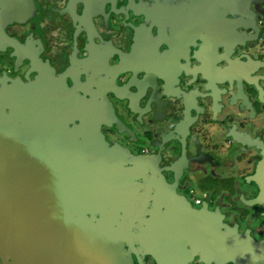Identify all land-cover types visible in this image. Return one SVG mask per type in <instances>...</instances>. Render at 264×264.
<instances>
[{
	"label": "flooded vegetation",
	"instance_id": "flooded-vegetation-1",
	"mask_svg": "<svg viewBox=\"0 0 264 264\" xmlns=\"http://www.w3.org/2000/svg\"><path fill=\"white\" fill-rule=\"evenodd\" d=\"M32 5L18 17V0H0L4 168L8 149L18 148L4 121L14 104L18 111L65 112L74 101L92 123L27 125L34 141L68 152L48 162L80 178L82 209L145 210L143 220L107 228L104 241L120 239L132 264H262L264 0ZM153 179L163 184L161 193L187 203V212L175 214L172 202L153 203ZM123 194L146 201H113ZM156 206L159 219L151 218ZM211 214L221 225L217 238ZM227 228L247 253L258 245L256 259L231 258Z\"/></svg>",
	"mask_w": 264,
	"mask_h": 264
},
{
	"label": "water",
	"instance_id": "water-1",
	"mask_svg": "<svg viewBox=\"0 0 264 264\" xmlns=\"http://www.w3.org/2000/svg\"><path fill=\"white\" fill-rule=\"evenodd\" d=\"M33 0H18V17L27 16ZM73 101V100H72ZM63 111L25 109L18 111V102L4 117L8 138L18 140V148L8 149L6 169L0 163V259L2 264H132L123 243L118 240L104 241L111 233L107 228H125L130 220L146 218L144 209H82V200L76 193L80 178L64 175V164L48 162L49 156L66 155L68 152L55 146L36 142L31 135L33 123L84 122L92 123L91 113H83L75 107ZM53 150V151H52ZM254 181V180H253ZM256 181V180H255ZM156 192L153 203H175L178 211L187 212V203L181 202L171 193H161L163 184L152 180ZM118 203H143V197L123 194L113 200ZM89 202V200H85ZM105 202V200H104ZM108 202V201H106ZM177 210V211H176ZM167 211H171L168 208ZM161 208L151 210V218L161 217ZM94 213L99 216L95 217ZM87 214H90L88 217ZM214 220L215 235L220 234L221 225L217 215ZM140 233H143L141 231ZM230 239V256L235 261L255 257L258 245H252L247 253L246 244L232 228L224 231ZM103 240V241H101ZM260 244V243H259ZM102 250V258L89 256L90 250ZM84 251H88L84 257ZM246 251V252H244ZM263 258V257H262ZM261 258V259H262ZM256 259V258H253ZM259 260V259H258ZM257 260V262H258ZM260 264V263H259ZM264 264V260H262Z\"/></svg>",
	"mask_w": 264,
	"mask_h": 264
},
{
	"label": "built area",
	"instance_id": "built-area-1",
	"mask_svg": "<svg viewBox=\"0 0 264 264\" xmlns=\"http://www.w3.org/2000/svg\"><path fill=\"white\" fill-rule=\"evenodd\" d=\"M262 36L264 37V32L262 33ZM196 201V200H195Z\"/></svg>",
	"mask_w": 264,
	"mask_h": 264
}]
</instances>
